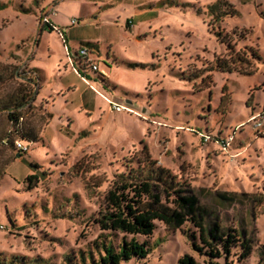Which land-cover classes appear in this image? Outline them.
I'll list each match as a JSON object with an SVG mask.
<instances>
[{
    "label": "rangeland",
    "instance_id": "rangeland-1",
    "mask_svg": "<svg viewBox=\"0 0 264 264\" xmlns=\"http://www.w3.org/2000/svg\"><path fill=\"white\" fill-rule=\"evenodd\" d=\"M215 1L0 0V264H97L102 243L117 250L123 235L94 220L114 176L143 152L189 184L224 230L244 232L250 255L236 246L219 263L264 264V0H223L237 14L220 22L206 15ZM236 53L251 64L209 70ZM27 79L35 101L20 123L34 142L22 153L4 108ZM187 231L157 222L136 237L146 259L120 264L184 254L208 264Z\"/></svg>",
    "mask_w": 264,
    "mask_h": 264
},
{
    "label": "trees",
    "instance_id": "trees-1",
    "mask_svg": "<svg viewBox=\"0 0 264 264\" xmlns=\"http://www.w3.org/2000/svg\"><path fill=\"white\" fill-rule=\"evenodd\" d=\"M175 5L192 7L189 3ZM206 9V15L216 22L237 14L232 6L223 0H216ZM195 12L203 14L199 9ZM45 27H49L47 23H44L41 29ZM214 35L218 41L225 42L220 38L219 32ZM85 45L91 46L90 43ZM252 58L259 60L256 54H253ZM249 64L251 62L246 57L236 53L231 59H216L209 70L232 72ZM127 66L143 67L136 63H128ZM77 71L79 74L85 73L83 66H79ZM31 83L32 79H27L26 86L15 91L10 97V104L4 108L8 110V121L13 127L10 133L17 135L25 143L34 142L33 139L25 138L20 123L21 111L35 101ZM135 163L136 165L132 166V161H127L125 171L114 176L110 188L104 195L103 207L94 220L99 230L119 232L123 235L117 250L108 244L100 245L103 255H100L97 264H120L132 258L146 259L150 249L146 242H139L136 237H150L157 222L169 231L179 230L185 224H189L194 231H187L185 234L191 249L199 255L206 256L208 264H221L217 260L221 258L226 260L232 248L236 246L241 250V259H246L250 255L251 247L244 239V232L239 235L236 230H224L218 219L213 217V213L201 205L189 184L181 182L168 169L160 167L147 152H143V156ZM219 196L224 201L231 200L226 194ZM126 236L130 238L126 239ZM176 264L199 263L191 255L184 254L177 259Z\"/></svg>",
    "mask_w": 264,
    "mask_h": 264
},
{
    "label": "built area",
    "instance_id": "built-area-1",
    "mask_svg": "<svg viewBox=\"0 0 264 264\" xmlns=\"http://www.w3.org/2000/svg\"><path fill=\"white\" fill-rule=\"evenodd\" d=\"M46 23H48V21H45ZM87 52V49H81L80 51H79V53H77L78 55V57L80 58V59H82V60H86V58H85V54L84 53H86ZM87 66H88V68H89V70H90V72H97V66L95 65V64H93V63H88L87 64ZM84 69H85V71L88 69H86L85 67H83ZM84 71V72H85ZM113 109L115 110V112H117V113H119V112H121L122 110H123V106H121V105H116V104H114L113 105ZM252 121H254V123H255V126L256 127H261L262 126V123L261 122H258L257 121V123H256V119H255V117H253L252 118ZM204 140L205 141H207L208 140V138L207 137H204ZM232 140V137L231 136H229V137H227L226 139H225V141H223V142H221V143H223V144H227L229 141H231ZM13 143H14V147L17 149V150H19L20 152H22V153H25V152H27L28 151V144H26V143H24L22 140H20V139H16V140H14L13 141ZM3 227L2 226H0V229H2Z\"/></svg>",
    "mask_w": 264,
    "mask_h": 264
},
{
    "label": "water",
    "instance_id": "water-1",
    "mask_svg": "<svg viewBox=\"0 0 264 264\" xmlns=\"http://www.w3.org/2000/svg\"><path fill=\"white\" fill-rule=\"evenodd\" d=\"M19 157V156H18Z\"/></svg>",
    "mask_w": 264,
    "mask_h": 264
}]
</instances>
